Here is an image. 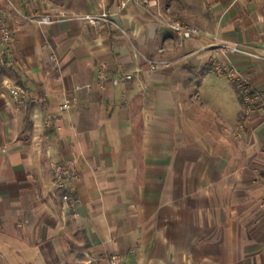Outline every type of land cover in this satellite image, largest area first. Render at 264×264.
Returning a JSON list of instances; mask_svg holds the SVG:
<instances>
[{
  "label": "crops",
  "instance_id": "0c3cea01",
  "mask_svg": "<svg viewBox=\"0 0 264 264\" xmlns=\"http://www.w3.org/2000/svg\"><path fill=\"white\" fill-rule=\"evenodd\" d=\"M11 1L112 24L0 0V264H264V106L246 113L229 77L264 99V61L218 47L264 55V0Z\"/></svg>",
  "mask_w": 264,
  "mask_h": 264
},
{
  "label": "built area",
  "instance_id": "2783aa9c",
  "mask_svg": "<svg viewBox=\"0 0 264 264\" xmlns=\"http://www.w3.org/2000/svg\"><path fill=\"white\" fill-rule=\"evenodd\" d=\"M6 3L7 7L10 11L13 12L16 16L21 18L23 21L34 23L37 25H50L56 22H60L64 19L68 20H83L92 25H99L101 23H109L112 24V20L106 13H102L99 15H86V16H73L66 15L64 13H59L58 15H28L22 9L17 7L12 3L11 0H2ZM27 1H39V0H27ZM168 28L176 33L182 39H189L194 36L200 35L199 30L196 27L188 25L182 21L174 20L168 24ZM12 42L11 32L5 27L0 26V44L1 45H9ZM223 52H234L239 54H244L250 56L252 58L264 61V55L256 54L253 52L246 51L242 49L237 44L234 45H226L222 44L218 46ZM142 61L148 66L150 70H156L160 66H164L167 64L166 61H157L153 59H149L147 57L142 56ZM105 72V65H101L99 68L100 76H103ZM229 77L232 82L236 85L239 90L242 104L244 105L245 112L248 113L255 105L261 104L264 106L263 96L255 93L248 82H246L239 73L235 70H231L229 72ZM122 78L124 80H129L132 78L131 74L123 75ZM6 88L8 89L9 95L14 99V101L18 104H24L27 100V91L19 86H12L9 83H6ZM69 108L68 104H63L60 109L67 110ZM46 126L50 125V119L46 121ZM76 175V167L73 163H68L67 165L62 163H57L54 166V185L56 188L60 190H66L69 188L71 184L72 178ZM63 200L73 203V197L68 194L63 195ZM260 207L264 210V195L260 201ZM109 264H121V260L117 255H111L108 257Z\"/></svg>",
  "mask_w": 264,
  "mask_h": 264
},
{
  "label": "rangeland",
  "instance_id": "374dc122",
  "mask_svg": "<svg viewBox=\"0 0 264 264\" xmlns=\"http://www.w3.org/2000/svg\"><path fill=\"white\" fill-rule=\"evenodd\" d=\"M256 54H258V53H256ZM261 55V54H260Z\"/></svg>",
  "mask_w": 264,
  "mask_h": 264
}]
</instances>
